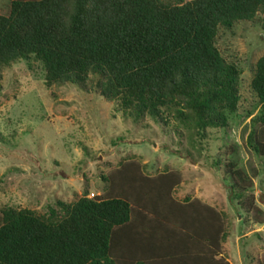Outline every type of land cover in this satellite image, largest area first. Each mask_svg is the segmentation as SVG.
I'll list each match as a JSON object with an SVG mask.
<instances>
[{
  "label": "trees",
  "instance_id": "obj_1",
  "mask_svg": "<svg viewBox=\"0 0 264 264\" xmlns=\"http://www.w3.org/2000/svg\"><path fill=\"white\" fill-rule=\"evenodd\" d=\"M259 11L264 0H10L0 13V77L2 67L33 55L47 84H84L96 74L101 95L123 112L158 118L176 106L175 118L203 131L226 122L239 89L238 68L214 43L217 28ZM250 84L262 128L247 142L264 155V54ZM106 178L102 194L58 201L61 210L48 215L5 207L0 264H228L216 257L219 213L198 199H173L174 173L147 176L132 162ZM139 215L151 216L158 232L142 233L132 221Z\"/></svg>",
  "mask_w": 264,
  "mask_h": 264
},
{
  "label": "rangeland",
  "instance_id": "obj_2",
  "mask_svg": "<svg viewBox=\"0 0 264 264\" xmlns=\"http://www.w3.org/2000/svg\"><path fill=\"white\" fill-rule=\"evenodd\" d=\"M9 5L10 0H0V13L6 14ZM214 43L238 68L239 89L226 122L203 131L175 118L176 106L158 118L123 112L117 100L101 95L96 74L84 84H47L43 63L33 55L2 67L0 216L8 206L48 215L51 208L61 210L58 201L102 194L106 177L133 162L147 176L174 173L179 179L170 192L173 199H198L219 213L224 231L216 257L228 264H262L264 155L247 138L251 129L262 128L250 82L264 54V12L218 26ZM229 162L242 178L231 177ZM150 218L139 215L132 221L142 233L155 234Z\"/></svg>",
  "mask_w": 264,
  "mask_h": 264
}]
</instances>
